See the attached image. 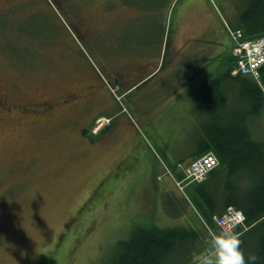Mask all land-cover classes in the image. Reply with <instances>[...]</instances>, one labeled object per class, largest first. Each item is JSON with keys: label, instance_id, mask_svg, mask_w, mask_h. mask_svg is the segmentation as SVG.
I'll list each match as a JSON object with an SVG mask.
<instances>
[{"label": "rangeland", "instance_id": "1", "mask_svg": "<svg viewBox=\"0 0 264 264\" xmlns=\"http://www.w3.org/2000/svg\"><path fill=\"white\" fill-rule=\"evenodd\" d=\"M142 8L144 29L137 28ZM235 19L233 0H0V96L15 105L75 93L72 109L60 103L45 116L0 110V264H39L41 256L50 264H109L135 224L189 225L197 253L206 247L219 227L212 216L201 217L192 195L166 171L175 176L176 161L205 144L199 123L184 122L176 139L165 130L150 133L130 98L111 87L110 63L125 56L127 31L131 53L149 42L155 55L161 45L171 49L177 28L183 25L185 36L196 23L200 45L213 41L222 55L209 64L217 77L232 42L225 23ZM97 81L102 94L87 89ZM205 104L212 106L210 99ZM251 122L264 140V100ZM249 241L251 235L242 238L241 248Z\"/></svg>", "mask_w": 264, "mask_h": 264}, {"label": "trees", "instance_id": "2", "mask_svg": "<svg viewBox=\"0 0 264 264\" xmlns=\"http://www.w3.org/2000/svg\"><path fill=\"white\" fill-rule=\"evenodd\" d=\"M233 6V27L240 28L245 37L264 34V0H233ZM229 62L223 73L206 84V96L212 106L202 111L198 126L199 139L205 142L198 155L213 151L219 164L202 181L184 187L196 202L201 217L207 220L228 205L242 210L248 228L240 239L251 235V241L242 249L246 257L256 253V264H264V140L251 128L252 119L260 112L264 92L251 75H232V55ZM259 73L264 87V63ZM211 111L215 114L213 121H209ZM175 176L180 179L182 173L176 171ZM196 243L198 235L189 225L135 224L128 236L117 242L109 264H176L178 260L183 263L197 254ZM51 262L45 256L39 258V264Z\"/></svg>", "mask_w": 264, "mask_h": 264}, {"label": "crops", "instance_id": "3", "mask_svg": "<svg viewBox=\"0 0 264 264\" xmlns=\"http://www.w3.org/2000/svg\"><path fill=\"white\" fill-rule=\"evenodd\" d=\"M142 10L143 8L141 11L137 10L140 16L137 28H143L142 25L138 26L143 24L140 19H143L141 15L146 11ZM132 12L133 10L128 13L125 20L127 22L126 28L129 29L132 28V24L130 25L132 21L129 20V17L133 14ZM180 28H177L173 33L172 44L169 47L171 49L168 52L163 51L161 45L159 52L155 55L149 54V42L142 47L141 53L139 50L136 54L131 53L129 45L131 34L127 31L125 40L128 43L125 44L124 48L125 56L115 59L117 61L116 66L115 62L110 63V72L114 75V85L111 87L119 91L118 96L130 98L131 110L141 117V121L145 122V127L150 133L158 130L169 131L172 133L173 139H176L175 132L180 134L184 122L195 124V128L197 123H200L201 117L196 112V108L198 107L201 113L202 108L206 109V84L213 79L209 64H212L217 57L222 56L215 55L217 47L213 45V41L200 45L196 23L194 26L189 27L191 31H186L185 36L180 34ZM144 41L146 40L143 38L142 33L141 42ZM216 43L219 45V42ZM230 55L231 47L223 55L224 59L220 64L222 65L221 73L229 65ZM120 68H123L124 71H120ZM200 73H204V76L198 81ZM104 85L105 88H108L106 83ZM198 89L201 98L198 96ZM202 102H204L203 105ZM119 111L123 112L122 106H120ZM183 118L184 120H182ZM123 120L132 123V119L130 121L128 114H125ZM153 124H158V126L154 127ZM124 125H121L122 129ZM178 138L181 139L182 136L179 135ZM198 151L195 150L188 154V158L177 161H190L198 155Z\"/></svg>", "mask_w": 264, "mask_h": 264}, {"label": "built area", "instance_id": "4", "mask_svg": "<svg viewBox=\"0 0 264 264\" xmlns=\"http://www.w3.org/2000/svg\"><path fill=\"white\" fill-rule=\"evenodd\" d=\"M228 35L232 41L231 55L234 59V66L231 71L233 75L245 74L251 75L254 79L259 80V67L264 63V34L254 37H245L240 28H232L227 26ZM219 163L218 157L211 151H207L189 162L179 161L175 164V171L182 173L180 179L166 169L174 179L175 183L183 188L190 182L202 181L209 171H211ZM233 205H228L220 214H213L212 220L219 229L229 227L240 234L248 228L245 224V216L243 218L238 215Z\"/></svg>", "mask_w": 264, "mask_h": 264}, {"label": "clouds", "instance_id": "5", "mask_svg": "<svg viewBox=\"0 0 264 264\" xmlns=\"http://www.w3.org/2000/svg\"><path fill=\"white\" fill-rule=\"evenodd\" d=\"M237 213L242 219V210ZM241 243L240 233L233 228L213 229L209 232L206 247L195 255V264H256L258 255L249 253L246 257Z\"/></svg>", "mask_w": 264, "mask_h": 264}, {"label": "flooded vegetation", "instance_id": "6", "mask_svg": "<svg viewBox=\"0 0 264 264\" xmlns=\"http://www.w3.org/2000/svg\"><path fill=\"white\" fill-rule=\"evenodd\" d=\"M95 74V73H93ZM93 87V88H92ZM100 87V83L97 81L96 84L90 85L88 86L87 89L91 88L93 90H96V92H98V94H102L101 90L102 87ZM90 89V91H91ZM75 95V93H68L67 95H65V97H61V98H55V99H51V100H44V101H38V102H18L17 104H9L7 102V100L0 96V110H3L5 112H7L6 114H10L12 112H19L20 114L24 115V116H45L47 114H49V112H51L52 110H54V108L57 107L58 104L60 103H65L67 104L68 102V108L67 109H72L73 108V102H71V99H73L72 97ZM97 96V95H96ZM73 101V100H72Z\"/></svg>", "mask_w": 264, "mask_h": 264}]
</instances>
